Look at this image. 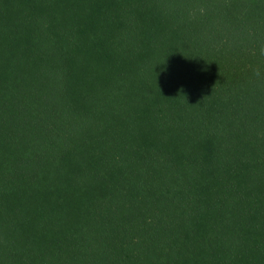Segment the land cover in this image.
Masks as SVG:
<instances>
[{
    "label": "trees",
    "instance_id": "1",
    "mask_svg": "<svg viewBox=\"0 0 264 264\" xmlns=\"http://www.w3.org/2000/svg\"><path fill=\"white\" fill-rule=\"evenodd\" d=\"M0 264H264V0H0Z\"/></svg>",
    "mask_w": 264,
    "mask_h": 264
}]
</instances>
